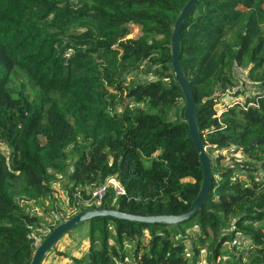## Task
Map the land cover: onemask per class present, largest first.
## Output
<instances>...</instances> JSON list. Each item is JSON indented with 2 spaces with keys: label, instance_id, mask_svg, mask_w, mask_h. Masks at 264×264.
Wrapping results in <instances>:
<instances>
[{
  "label": "trees",
  "instance_id": "1",
  "mask_svg": "<svg viewBox=\"0 0 264 264\" xmlns=\"http://www.w3.org/2000/svg\"><path fill=\"white\" fill-rule=\"evenodd\" d=\"M188 1L0 0V144L10 150L9 158L0 148V264L32 263L31 230L41 225L18 199L50 192L67 149L79 140L87 145L69 180L84 199H91L86 187L115 178L124 193L108 188L100 207L137 215L191 207L203 165L184 118L171 47ZM135 27L140 35L128 38ZM144 63L158 80L130 79ZM236 63L248 68L254 94L221 105L225 91L239 85ZM181 65L211 159L207 200L194 218L176 225L92 218L89 249L77 264L124 263V242L135 239L133 264H201L203 258L264 264V174L211 155L236 145L251 161L264 162V0H198L182 26ZM19 71L34 93L13 84ZM245 91L230 93L239 98ZM192 226L200 231L186 234ZM228 226L249 245H232L235 234L222 233Z\"/></svg>",
  "mask_w": 264,
  "mask_h": 264
},
{
  "label": "rangeland",
  "instance_id": "2",
  "mask_svg": "<svg viewBox=\"0 0 264 264\" xmlns=\"http://www.w3.org/2000/svg\"><path fill=\"white\" fill-rule=\"evenodd\" d=\"M140 35V30L135 27L133 31L129 34L128 38L137 37ZM149 64L144 63L143 67L129 74V77L133 81H156L158 80L152 73H147L149 71ZM234 70L237 71V75L240 78L238 87L234 89H239L241 91L246 90L245 94L239 98L233 97L230 89L225 91V95L220 99V104L232 103L235 100H243L246 95L254 94V79L248 74V68L241 66L240 64H234ZM13 84L16 85L17 89L25 88L28 93H34L36 88L31 83L26 74L19 71L17 75L13 78ZM222 93V92H220ZM185 105V104H184ZM221 107V106H220ZM221 108H219L220 110ZM86 142L79 140L78 143L71 145L66 151V159L63 163V167L60 168L61 172L55 173V177L52 179L50 184V192L44 193L38 197L32 198H19L20 208L25 210L30 216L36 217L41 227H35L31 230V236L35 239V246L38 247L52 232V230L57 227L60 223L66 222L77 215L80 211L79 207L82 209H88L91 207L100 208V200L93 196L92 191L96 188L94 186L86 187L87 195L91 196V199H84L81 189L74 188L73 182L69 180V174L73 171L76 160L79 154L86 146ZM1 150L9 155L10 150L7 145L0 144ZM236 145H230L228 149L218 150L211 152L212 156L222 155L224 159V165H234V164H253V166H258V175L264 174V162H253L244 153L238 151ZM64 164L66 167L64 168ZM113 182H110L111 184ZM73 194L74 203L70 202V196ZM77 204L79 205L77 207ZM234 226H228L222 229V233L230 232L235 234V239L232 245L247 247L250 242L246 240V236L241 232H234ZM197 231H200L198 226H195L185 233L188 235H193ZM114 232V229H112ZM137 244V239L124 242V248L126 251L127 261L122 263L120 259H117V264H133V252ZM189 244V242H188ZM229 247V244H226ZM89 249V225L88 222H84L66 233L46 254L43 264H77L75 258H84ZM219 260V259H218ZM201 264H209L205 258L201 260Z\"/></svg>",
  "mask_w": 264,
  "mask_h": 264
},
{
  "label": "water",
  "instance_id": "3",
  "mask_svg": "<svg viewBox=\"0 0 264 264\" xmlns=\"http://www.w3.org/2000/svg\"><path fill=\"white\" fill-rule=\"evenodd\" d=\"M198 0H189L178 16L172 34V66L173 73L181 86L186 105L184 108V118L187 120L191 138L195 144L200 161L203 165V182L198 196L194 199L191 207L179 214H156V215H137L123 212L119 209H109L106 207L92 208L79 212L68 221L60 223L55 227L49 236L37 247L31 264H43L46 254L54 245L69 231L80 224L96 217H109L116 220H126L140 224L162 223L166 225H176L194 218L203 207L207 200L212 185V165L207 148L204 145L197 124V103L186 79L181 65V30L184 21L196 6Z\"/></svg>",
  "mask_w": 264,
  "mask_h": 264
},
{
  "label": "built area",
  "instance_id": "4",
  "mask_svg": "<svg viewBox=\"0 0 264 264\" xmlns=\"http://www.w3.org/2000/svg\"><path fill=\"white\" fill-rule=\"evenodd\" d=\"M110 182H113V183L109 184ZM110 187H113L116 194H118V195L124 193V188L122 187L120 182L118 180H116L115 178H110L106 183L102 184L101 186L96 187L92 191V194L94 197L101 200L105 196L108 188H110Z\"/></svg>",
  "mask_w": 264,
  "mask_h": 264
}]
</instances>
